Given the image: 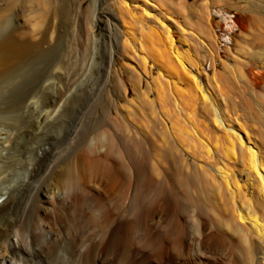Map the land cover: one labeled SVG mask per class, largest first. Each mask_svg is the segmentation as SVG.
<instances>
[{"label": "bare ground", "instance_id": "1", "mask_svg": "<svg viewBox=\"0 0 264 264\" xmlns=\"http://www.w3.org/2000/svg\"><path fill=\"white\" fill-rule=\"evenodd\" d=\"M113 1L0 0V264H50L62 197L80 264H264V0H239L233 69L212 12L232 0Z\"/></svg>", "mask_w": 264, "mask_h": 264}, {"label": "rangeland", "instance_id": "2", "mask_svg": "<svg viewBox=\"0 0 264 264\" xmlns=\"http://www.w3.org/2000/svg\"><path fill=\"white\" fill-rule=\"evenodd\" d=\"M189 1V3H194V2H196V1H199V0H188ZM222 2L224 1V0H221ZM107 2L108 3H111V2H114L113 0H107ZM62 4H65V5H67V4H69V5H71V6H73L74 7V9H75V11H83V10H85V9H87L88 7H90V5L92 4V0H62ZM244 5H246L245 4V2H242L241 3V1H237V0H232V1H230V2H226V3H220L218 6H216L214 9H213V11L212 12H214L213 13V18H214V20H213V22L215 23V25H218V36L220 37V51H221V56H222V60H224L225 62H227V64L228 65H231V66H229V68H231V69H233V68H235L234 66V64H235V62L229 57V55H228V53L227 52H225V50H227V47L229 48V47H231V51L233 52V54H235L236 52H237V50H236V47H237V42L239 41V42H242V40H243V38L241 37V33H247V32H250V30H249V23H247L248 22V20H249V18L250 17H248L250 14H248L249 12H246L245 10H242V6H244ZM236 6H240V7H236ZM237 9H236V8ZM240 8V9H239ZM92 11H94L95 10V8H94V6H92ZM91 9H90V11H91ZM222 9V10H221ZM90 13V12H89ZM118 13V12H117ZM116 13V11H113L111 14H109V13H105V12H103V13H101V21L97 24V33H98V36L100 37V38H102L103 37V39H108V30H107V24H108V22L110 21V23H112V25H116V26H120V21H119V19H118V14ZM117 16V17H116ZM178 20H180L182 23H184V21L182 20V19H180V18H177ZM113 38H114V45H115V49H116V53H115V56H116V63L118 64V66L121 68L122 67V65H123V63H124V60L121 58V54L119 53V48H120V50H122V44H121V42L120 43H117L118 41H117V38L115 37V35L113 36ZM127 38V36H126V34L124 35V36H122V39H126ZM121 52V51H120ZM222 60L221 59H219L218 60V58H217V61H216V64H217V69H218V71L221 73V75H222V72H223V74L225 73V67L223 66V64H222ZM208 70H209V73H210V75H211V77L214 75V73H213V71H212V69H209V68H207ZM248 69V70H247ZM250 68H246V72L248 73V76L250 75L251 76V78L254 80V81H256L257 80V78H256V73H257V71H259L260 69L259 68H252L251 70H249ZM255 69V70H254ZM259 69V70H258ZM235 70V69H234ZM233 70V71H234ZM100 71H98L97 73H98V75L100 74L99 73ZM155 75H157V72L155 73ZM124 76H125V74H124ZM222 76H224V75H222ZM218 77V76H217ZM216 77V78H217ZM223 78V77H222ZM222 78H221V83H223L222 82ZM218 79H220V77L219 78H217V81H220V80H218ZM220 83V84H221ZM129 87L131 88V86L129 85ZM146 84L144 85V89H146ZM152 94L150 95L149 94V98L150 99H152L153 98V100L155 101L156 100V98H155V96H154V94H153V92H151ZM132 97V96H131ZM155 106H156V108H157V110L158 111H160L161 109H160V105L158 104V103H156L155 104ZM126 121V122H125ZM124 122L127 124V125H131L130 124V122H129V120L128 119H124ZM98 123L99 124H101V125H98ZM97 123V128H98V131H97V133L98 132H100L101 131V129H103V128H105V130H110L109 129V127L108 126H106L105 125V122H101L100 120H99V122ZM102 125H103V127H102ZM100 127H102V128H100ZM132 133V134H131ZM137 133L140 137H142V136H144V133L143 132H138L136 129H134L133 127H132V125L131 126H129V130L127 131V133L125 134V138L126 139H133L134 138V135ZM119 134H121V132H119L117 135H116V137L118 136L119 138H120V136H122V137H124V135L123 134H121V135H119ZM131 134V135H130ZM132 138H131V137ZM146 136V135H145ZM147 137V136H146ZM147 144H148V142H146ZM149 145V144H148ZM148 148V147H147ZM150 149L148 148V149H146V152H148ZM67 161V160H66ZM66 161H65V163H63L62 165L64 166L65 164H66ZM151 166H149V165H145L144 164V167H143V165L142 166H140V167H138L139 168V170H140V172L141 173H139L138 175H137V177L139 178L141 175H143L144 174V172H145V170L147 171V169H148V172H150L151 173V169L152 168H150ZM166 167H168V166H166ZM176 167V166H175ZM174 166H170V167H168V168H170V169H168V172L170 173V174H168V173H166V174H168L170 177H167L168 179L166 180V182H167V184L168 185H171L172 187H173V189L174 190H176L177 188V186H175V185H178V181H176V182H174V180H172L171 178L173 177V176H176V178H173V179H177L178 178V174H177V167L175 168ZM146 168V169H145ZM175 170V171H172V170ZM144 170V171H143ZM148 172H145V173H148ZM173 172H174V174H173ZM149 174V173H148ZM148 174H147V176H148ZM175 174H177V175H175ZM145 175V174H144ZM143 175V176H144ZM137 178V179H138ZM143 178V177H142ZM145 178H146V175H145ZM145 178H143L142 179V182L144 181V179ZM171 180H170V179ZM140 180H141V178H140ZM139 180V181H140ZM141 181L140 182H138V183H142ZM173 182H174V184H173ZM86 190H87V188H86ZM100 191V192H99ZM88 192H89V190H88ZM94 192L96 193V194H98V195H100L101 197H102V199L103 200H105L106 202H105V207H107V206H110V204H111V197L109 196V195H107L104 191H101V189H97V188H95L94 189ZM101 193V194H99V193ZM94 193V194H95ZM70 196H73V194H71V195H69L68 196V198H67V200H70V199H72V197L70 198ZM163 197H166V196H163ZM74 198H75V196H73V201H74ZM66 199L65 198H63L62 197V202L63 203H65L66 201H65ZM71 201V200H70ZM63 203H62V214H63V216L62 217H60L61 219H57V220H54V222H53V225H54V228L57 230V233H58V235H59V238L57 239V240H54V239H52V240H49V238H48V240H49V242H48V245H47V252H48V256H47V259H48V262L50 263V264H73V263H75V264H80V251L82 250V248H83V245L84 244H86L87 243V241H86V237L85 236H83V234H82V232H81V229H79L78 227L79 226H77V224L74 222V224H73V221H71L70 219H71V217H73V213H71L69 210L68 211H66L65 210V207L63 206ZM126 209H128V207L126 206ZM112 210V209H111ZM114 210V209H113ZM113 213L114 212H116L115 210L114 211H112ZM66 213V214H65ZM87 213V212H86ZM89 213V212H88ZM69 215V216H68ZM64 217V218H63ZM68 217H70V218H68ZM60 220H62V221H60ZM67 222H66V221ZM69 220H70V222H69ZM60 221V222H59ZM57 222V223H56ZM70 223V224H69ZM57 224V225H56ZM62 224H64V225H62ZM69 224V225H68ZM70 225H71V228H70ZM73 225H74V229L72 228L73 227ZM77 227H76V226ZM61 226V227H60ZM64 226V227H63ZM66 226V227H65ZM58 227V228H57ZM63 227V228H62ZM69 229V230H68ZM62 230V231H61ZM66 230H68V231H66ZM72 230V231H71ZM80 230V231H79ZM70 231V232H69ZM78 231V232H77ZM75 233H77V234H75ZM69 236V237H68ZM78 236H80V237H78ZM85 237V238H84ZM66 238V239H65ZM81 238H82V240H81ZM84 238V239H83ZM73 239H75V240H73ZM66 240V241H65ZM77 240V241H76ZM85 240V241H84ZM59 241V242H58ZM77 242V243H76ZM35 243H36V241H35ZM75 244V245H74ZM35 245V244H34ZM51 245V246H50ZM73 245V246H72ZM36 246V245H35ZM76 246V247H75ZM53 247H55V248H53ZM61 248V249H60ZM51 249V250H50ZM53 249H54V251H53ZM80 249V250H79ZM73 251V252H72ZM79 254H78V253ZM58 254V255H57ZM52 255V256H51ZM68 255V256H67ZM54 256V257H53ZM78 256H79V258H78ZM70 258V259H69ZM68 260V261H67ZM60 261V262H59Z\"/></svg>", "mask_w": 264, "mask_h": 264}]
</instances>
